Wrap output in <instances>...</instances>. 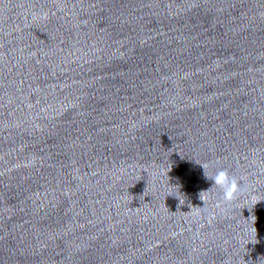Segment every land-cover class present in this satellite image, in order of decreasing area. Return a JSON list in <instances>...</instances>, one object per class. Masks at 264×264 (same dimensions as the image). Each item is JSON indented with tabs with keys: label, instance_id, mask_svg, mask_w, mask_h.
<instances>
[{
	"label": "clouds",
	"instance_id": "1",
	"mask_svg": "<svg viewBox=\"0 0 264 264\" xmlns=\"http://www.w3.org/2000/svg\"><path fill=\"white\" fill-rule=\"evenodd\" d=\"M201 165L204 170L205 178L213 182L212 187L215 186L220 190L221 199L225 203H229L237 198V196L240 194V192L243 189V184L241 179H238L236 176L231 175L228 169L226 168H217L213 174L209 175L207 171V165L206 164H201ZM202 193L200 194V198L202 196ZM259 201L260 200H257L256 203ZM253 218L255 222L256 219L255 216H253Z\"/></svg>",
	"mask_w": 264,
	"mask_h": 264
}]
</instances>
